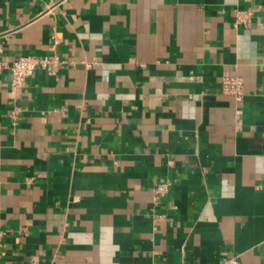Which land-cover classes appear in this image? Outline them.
<instances>
[{"label": "crops", "instance_id": "obj_1", "mask_svg": "<svg viewBox=\"0 0 264 264\" xmlns=\"http://www.w3.org/2000/svg\"><path fill=\"white\" fill-rule=\"evenodd\" d=\"M0 62V264H264V0H0Z\"/></svg>", "mask_w": 264, "mask_h": 264}, {"label": "built area", "instance_id": "obj_2", "mask_svg": "<svg viewBox=\"0 0 264 264\" xmlns=\"http://www.w3.org/2000/svg\"><path fill=\"white\" fill-rule=\"evenodd\" d=\"M251 22V11L248 8H236L235 20L236 25L247 27ZM58 62L57 58H49L47 56H21L12 61L9 65H6L10 75V85L12 88L20 87L26 77L30 76L36 68H42L46 71H51L54 65ZM0 66H5L3 62H0ZM221 91L224 94L232 96L236 101H241L244 96L243 80L240 76L229 75L224 76L221 79ZM165 184L157 187V193H164ZM222 264H239L237 260L231 259L223 261Z\"/></svg>", "mask_w": 264, "mask_h": 264}]
</instances>
